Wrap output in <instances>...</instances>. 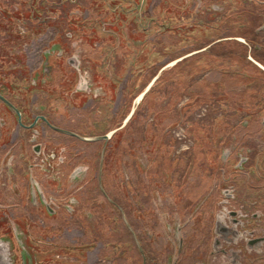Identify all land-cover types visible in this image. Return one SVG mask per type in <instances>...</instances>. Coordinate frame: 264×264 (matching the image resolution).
Masks as SVG:
<instances>
[{"label":"flooded vegetation","instance_id":"obj_1","mask_svg":"<svg viewBox=\"0 0 264 264\" xmlns=\"http://www.w3.org/2000/svg\"><path fill=\"white\" fill-rule=\"evenodd\" d=\"M76 2L0 0V264H40L44 243L39 238L51 231V224L54 231L60 228L68 211L75 212L70 199L83 206L97 197L98 213L109 209L120 225L111 229L112 242L100 237V252L125 244L129 264H264V0H159L153 7L152 0H116L114 6L107 5L110 9L104 23L130 26V19L121 14L116 18L114 10L128 4L136 13L143 5L146 17L160 30L157 38L162 43L173 47L182 36L185 46L170 53L160 51L157 67L132 82L133 78L126 77L125 54L117 53L125 49L115 46L110 33L108 43L113 42L115 60L106 67L113 73L103 84L98 83L101 72L97 71L104 66L103 60L98 63L104 41L98 37V19L80 16L82 6ZM71 3L64 20L68 32L63 36L59 30L53 31L39 39L38 30L46 25L55 29V20ZM72 8L80 13L73 14ZM74 26L80 31L95 28V33L86 35L84 31L77 37ZM9 28L15 29L14 34ZM231 28L236 30L226 31ZM195 30L196 34L187 36ZM141 37L135 32L128 39L137 48ZM76 38L78 43L73 46ZM74 47L85 52L78 54ZM36 54L41 64L34 67ZM83 59L94 67L86 69ZM198 76H202L199 81L186 87L187 80ZM167 80L175 85L153 102L160 108L154 107L145 117L142 130L133 126L139 107L147 101L150 104L152 93ZM124 95L129 107L120 123L108 128L127 105H119L113 113L112 99L120 104ZM185 95L190 97L186 99L190 106L208 105L218 98L222 110L236 113L240 122L205 136L199 120L183 118L182 105L175 115L167 113ZM32 96L35 98L30 99ZM103 101L109 104L105 110L112 112L105 120L98 116V104ZM77 106L85 108L86 116L74 124L70 110ZM59 107L63 108L62 118ZM158 115L162 120L171 119L168 126L181 127L185 121L192 125V145H208L199 153L208 155V161H198L195 154L200 149L194 153L193 146L183 148L179 135L167 156L169 128L151 131V127L160 129ZM228 115L218 118L230 122L234 116ZM13 128L15 136L7 140ZM123 130L138 174L142 170L137 155L144 154L149 160L146 181L132 178L124 184L118 177L111 178L107 170L110 143ZM81 171L84 179L93 171L94 177L89 179L94 188L84 185L71 191L70 179ZM7 179H13L10 183L15 188L10 191H18V198L22 182H27L30 208L42 216V228L27 222L22 225V218L27 217L17 208H21L20 198L12 213L7 204ZM7 217L11 219L8 227ZM52 245L75 251L87 243L63 240ZM113 262L117 264L116 259Z\"/></svg>","mask_w":264,"mask_h":264},{"label":"rangeland","instance_id":"obj_2","mask_svg":"<svg viewBox=\"0 0 264 264\" xmlns=\"http://www.w3.org/2000/svg\"><path fill=\"white\" fill-rule=\"evenodd\" d=\"M116 0H77V4L82 6L80 9V16H86L90 15V18L93 19H98V37L102 36L103 41V46L98 50V63L101 64V61L103 60L104 66H100L97 68L98 72V83L103 84L104 82L109 81V78L111 77L112 71L108 70L106 67H110L112 62L115 60V56L113 53L116 52L115 49H113V42L108 43V40H110L109 35L112 33L110 37L113 36V40L115 42V46L118 48H123L125 51H117V53H124V66L126 69V77L133 78L134 81H137V78L139 76H144L148 70H152L153 68L157 67L156 62H158L162 56H159L160 51H165L166 53H170L171 50H177L179 48H183L185 46L184 41L182 40V36H178L176 38V41L179 42V44H175L172 46H169L168 44H165L164 42L162 43L157 37L160 36V30L156 27V25L152 22L149 21V18L146 17L145 15V7L143 5H140L136 10L137 12L134 13L131 11L132 7L129 6L128 4H122L120 5V8L114 10V12H117L116 15H114L116 18H119L118 16L121 14L125 16L126 19H130L129 23L131 24L130 26H125V22H122L119 26L112 27L110 23H104V18L105 14L108 12L110 9L109 6L111 5L114 6ZM159 0H152V7L154 4H157ZM87 3H92V6L90 7H85ZM136 2H144V0H136ZM94 3V4H93ZM73 4H68L67 9L61 13V15L55 20L54 22V27L55 29H49V25H46L38 30V35L39 39L43 38V36L51 35L54 31L57 32L58 30L60 31L59 35H63L68 32L67 28H65L64 20H65V15L69 7H72ZM131 7V8H130ZM77 8H72L70 11L74 14H79L77 13L78 11ZM122 10V11H121ZM113 11V10H111ZM84 12V13H83ZM126 12V13H123ZM103 22V23H101ZM234 24V23H233ZM129 28V31L127 30ZM10 33H13L12 30H15L14 28H9ZM30 29V27L28 28ZM73 29L76 30L74 35L78 37V35H81L84 33L86 35H94L95 33V28L88 29L85 27V30L80 31V27H73ZM64 32H63V31ZM236 30V28H231L226 31L231 32ZM135 32H140L142 37L140 41L137 43L139 45V49L136 48V42L131 43L129 42L130 39H128L129 35H132ZM31 34L30 32H28ZM178 33V30H175V34ZM197 31H190L187 33V36H192L191 34H196ZM14 34V33H13ZM109 34V35H108ZM155 37V39H154ZM163 38V36H162ZM159 41H158V40ZM79 39H75V42H72L73 46L77 45V41ZM107 41V42H105ZM39 43V42H38ZM46 45V41L44 40L42 42V46H39L38 51L41 52V49L43 46ZM131 45V46H130ZM75 50H77V53L80 54L82 51L85 52V50L82 47H74ZM88 49H86V52ZM40 55V53H39ZM100 55L102 56L100 58ZM112 56H114V59L111 60ZM35 57V56H34ZM104 57V59H103ZM119 60H121L119 57H117ZM116 58V60H117ZM34 59V60H33ZM33 66L37 67V65L41 64V59L38 57L36 54V58H33ZM88 59L82 61V64L86 63V69L89 66L94 67V64L88 63ZM105 61V64H104ZM46 65H42V70L43 74L44 72H47V69L45 68ZM105 68V69H104ZM105 73H103V72ZM29 76L26 77L28 79ZM202 76L194 77L191 80L186 81V87H190L191 84L196 83L199 81V79ZM262 82H263V87H262V93H264V76L261 77ZM117 80V77L115 78ZM29 82V80L27 81ZM116 82V81H114ZM166 82V81H164ZM170 80H167V82L164 85H161L160 89L156 90L153 92V97L150 98V104L147 101L146 104H143L142 106L139 107L138 109V114L137 117L139 118H134L135 121L133 123V126L139 127L140 130H142V126L145 124L144 120L146 116L150 114L152 109L156 107L157 105H154L153 102L159 101L160 94L162 92H167L168 88H174L175 84L169 83ZM98 84V85H99ZM137 85V82H136ZM123 87V85H122ZM170 88V89H171ZM216 91V90H215ZM103 95V94H102ZM35 96H32L30 99H34ZM128 96L124 95V97L121 99L120 104H118V100H113V110L112 112L114 113L118 106H122V104L125 105V103L129 104L128 102ZM189 99L190 97L188 95L183 96L182 102H178L176 106L173 105V107L167 109V113L170 115H175L176 111L181 108V105L183 106V110L186 112V117L183 115V118H187L186 121L193 122L194 119L199 120V123L201 124L202 130L205 132V136L208 133L210 136L212 132H219V131H225L227 130L226 128L229 125H236L239 120V116H234L236 113L231 112L230 114L228 112L223 111L222 105L220 106V102H218V98L216 100L211 101L207 104H201L199 105H193L190 106V102H186V99ZM165 102V101H164ZM163 102V103H164ZM208 101H205L207 103ZM98 104V116L102 119H106V116L111 117L112 112H108L105 109H108L107 106L109 105L108 102L103 101L99 102ZM152 103V104H151ZM180 103V104H179ZM126 105V107H121V110L117 113L116 118L107 124L108 128H112L117 126L120 123V119L122 116L125 115V111L128 109L129 105ZM184 104V105H183ZM75 106V105H74ZM158 108L159 105L157 106ZM85 108H81L77 106L76 108H72L70 110L71 112V121L73 123H77L79 118H82L81 116H86L83 115ZM110 110V108H109ZM222 115H228V116H234V118H231V121L227 122V120L219 119L218 116ZM63 115V108L59 107L58 110V116L59 118H62ZM159 116V115H158ZM171 119L167 118L166 120H162L161 117L159 116L157 123L160 125V129H156L154 127H151V131H163L166 127L169 128L170 133L167 135V144L165 145V148L167 149L166 153L167 156L170 153V150L168 148L174 147V140L176 135H179L182 137L183 142V148L185 147H190L193 146L195 150L193 151L194 153L196 152V149H200L197 155L198 161H201V163H206L208 161V155L207 156H201L199 153L201 152V149L205 150L208 148V145L206 144H193V139L191 138V131L193 130L192 125H187L185 122L182 123L181 127L178 126H173L169 125V121ZM84 121V119H82ZM69 122V123H70ZM166 125V126H165ZM175 125V124H174ZM88 126V125H87ZM132 126V124H131ZM105 127V125H104ZM85 132L87 131L85 127ZM98 130H100L98 128ZM201 128L199 127V131H202ZM41 131V128H40ZM178 132V133H177ZM15 136V128L12 129L10 134L7 136V140H12ZM32 138V137H31ZM40 142V140H38ZM109 147V153L106 158V166L107 170L110 172L111 178L118 179L120 178L124 184H126L129 180L132 178H138V179H143L146 181L147 177L145 176L146 169L149 166V160H147V157L144 154H138L136 158V161L142 170L141 174H138L137 171H135V168L133 167L132 164V159L128 155V147H129V139L127 135L125 134V131H120L118 132L114 137L112 142L110 143ZM36 158V157H35ZM35 160V159H34ZM37 160V159H36ZM164 161V160H163ZM167 162V161H166ZM83 170H85L83 168ZM131 173V176H130ZM90 177H94V173L89 174L88 177L85 178V172L81 171L77 174V178L72 180L70 179V190L71 191H79L77 189L80 186H89L91 188H94V182L90 181ZM118 177V178H117ZM108 183L109 187L110 184L112 183L111 178L108 177ZM13 179H7V199H8V205H11L12 208V213L15 214V204H18V199L20 198V204L21 208L17 207L22 210V213L26 214L27 218H22V225L24 226V223L27 222L29 225L32 227L34 225L43 227V219L42 216L38 215L36 209L30 208L29 204V195L31 193L30 187H28L27 182L23 181L22 182V187H21V194L20 197L18 198V191H15L11 193L10 189L12 188L14 190V186L10 183L12 182ZM89 182V184H87ZM91 184V185H90ZM143 186H139L138 189H142ZM18 189V188H17ZM128 195H130L128 193ZM97 197V196H96ZM70 202L74 205L75 212L71 213L72 211H68L66 215L62 218L60 222V228L54 229L51 224L50 228L51 231L47 232L44 231L41 234V238H39L44 245H42V252L40 253L38 260H41L40 264H115L113 262L114 259L117 260V264H129L128 258L130 255L129 252V246L123 244L119 248H115L113 246H110L107 249H104L100 252L101 244H100V237H105L107 241H111V238L114 237V233H112L111 229L113 227H119V223H115V218H114V213L110 212V210H106L105 212L100 214L98 213V205L96 202H98V197L93 199L90 202L85 203L83 206L76 203L73 199H70ZM157 205H160L161 202H156ZM29 206V208H28ZM92 209V210H90ZM9 210V208H8ZM90 210V211H89ZM80 212V213H79ZM25 219V220H24ZM7 227L9 224H11V219L7 217ZM120 236L121 234L118 233ZM63 240L68 241L72 244L76 243L77 241H82L87 243L86 247H83L80 250H75L71 248H63L58 245H55V247L52 244L62 242ZM112 242V241H111ZM58 246V247H57Z\"/></svg>","mask_w":264,"mask_h":264}]
</instances>
